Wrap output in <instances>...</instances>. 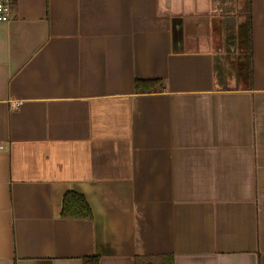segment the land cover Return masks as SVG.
<instances>
[{
    "label": "crops",
    "instance_id": "1",
    "mask_svg": "<svg viewBox=\"0 0 264 264\" xmlns=\"http://www.w3.org/2000/svg\"><path fill=\"white\" fill-rule=\"evenodd\" d=\"M216 11L14 0L0 22V264H264V0H251L250 86L217 80L232 59ZM150 79L165 89L138 92ZM68 191L93 219L63 216Z\"/></svg>",
    "mask_w": 264,
    "mask_h": 264
},
{
    "label": "trees",
    "instance_id": "2",
    "mask_svg": "<svg viewBox=\"0 0 264 264\" xmlns=\"http://www.w3.org/2000/svg\"><path fill=\"white\" fill-rule=\"evenodd\" d=\"M227 3L224 8L226 11H236L245 18L237 25L235 35L230 38H236L237 50L231 51V45L227 49L226 60L228 68L221 61L215 62V70L219 84L226 85L232 77L250 86L253 81V37H252V22H251V0H214V2ZM237 2V4H236ZM222 4L219 7H222ZM238 52V55H234ZM136 88L138 92H159L165 89V82L162 79L137 80ZM63 216L77 219H93V210L87 198L75 191H68L63 199ZM136 264H175L174 255H137L135 257ZM84 264H99L98 256H87L84 258Z\"/></svg>",
    "mask_w": 264,
    "mask_h": 264
},
{
    "label": "water",
    "instance_id": "3",
    "mask_svg": "<svg viewBox=\"0 0 264 264\" xmlns=\"http://www.w3.org/2000/svg\"><path fill=\"white\" fill-rule=\"evenodd\" d=\"M220 18V29L222 30V33L224 35V39L222 40V43L224 42L226 45V51L231 45V51L235 52L237 50V41L236 38H230L231 35H235L237 31V25L242 22V20L245 18L243 15L239 16H226V17H219Z\"/></svg>",
    "mask_w": 264,
    "mask_h": 264
},
{
    "label": "built area",
    "instance_id": "4",
    "mask_svg": "<svg viewBox=\"0 0 264 264\" xmlns=\"http://www.w3.org/2000/svg\"><path fill=\"white\" fill-rule=\"evenodd\" d=\"M13 2L14 0H0V22L11 19Z\"/></svg>",
    "mask_w": 264,
    "mask_h": 264
},
{
    "label": "rangeland",
    "instance_id": "5",
    "mask_svg": "<svg viewBox=\"0 0 264 264\" xmlns=\"http://www.w3.org/2000/svg\"><path fill=\"white\" fill-rule=\"evenodd\" d=\"M214 1V0H213ZM228 3H230V1H227V3H226V5L228 4ZM222 4V3H220V2H214V6H216L217 7V13H218V17H226V16H239V14H238V9H239V5L237 6V8H236V11H226V9L224 8L226 5H225V3H223L222 4V7H219L220 5ZM236 4H237V2H236ZM221 30V32H222V30L223 29H220ZM222 34V33H221ZM223 36V39H224V35H221V37ZM222 52H225V53H227L226 52V45H225V48H223L222 49V51H221V53ZM233 61V60H232Z\"/></svg>",
    "mask_w": 264,
    "mask_h": 264
}]
</instances>
